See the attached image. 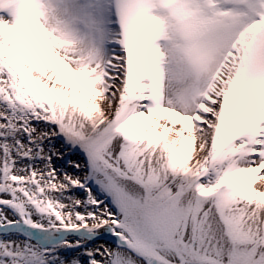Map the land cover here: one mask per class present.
Masks as SVG:
<instances>
[{"label":"snow or ice","instance_id":"6c2138e0","mask_svg":"<svg viewBox=\"0 0 264 264\" xmlns=\"http://www.w3.org/2000/svg\"><path fill=\"white\" fill-rule=\"evenodd\" d=\"M0 264H264V0H0Z\"/></svg>","mask_w":264,"mask_h":264},{"label":"bare ground","instance_id":"6f19581e","mask_svg":"<svg viewBox=\"0 0 264 264\" xmlns=\"http://www.w3.org/2000/svg\"><path fill=\"white\" fill-rule=\"evenodd\" d=\"M59 147V144L57 145ZM74 159L77 158V157H73ZM69 171H74L73 169H68ZM80 195H83L82 193H80Z\"/></svg>","mask_w":264,"mask_h":264}]
</instances>
